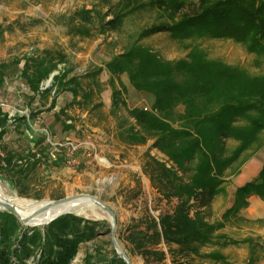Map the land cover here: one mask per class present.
<instances>
[{
  "label": "rangeland",
  "instance_id": "rangeland-1",
  "mask_svg": "<svg viewBox=\"0 0 264 264\" xmlns=\"http://www.w3.org/2000/svg\"><path fill=\"white\" fill-rule=\"evenodd\" d=\"M144 1L150 0L133 2L136 5ZM93 6L103 11L107 8L100 4V0H0V63L5 61L11 64L14 60H21L20 63L7 68L4 84L0 87V102L11 114L17 109L20 114L28 111L32 122L38 125L37 128H45L55 140L73 139L78 145L74 154L80 160L78 164H68L63 161L68 150L58 152L56 158L51 157L47 150L43 164L31 177L28 194H22L10 179L1 174L0 180L6 194L27 199H60L75 193L98 196L115 207V234L132 263L159 264L147 262L142 255L132 252L124 236L128 226L146 212H167L176 203L175 199L164 198L162 193L153 187L148 173V152L161 160H167V156L152 146L153 139H149L145 144H132L120 139V125L134 120L128 115L124 105H121L117 113H113V88L109 83L111 73L107 70L105 62L137 39L139 31L145 26L167 22L168 16L159 8L147 5L130 13L120 30L98 33L99 29L95 23H87L91 31L85 35L77 30V27L83 24L79 20H70V17L82 7L90 9ZM192 9L188 5L185 10ZM140 41L172 62L186 57L190 51L198 50L206 60L219 59L243 69L251 76L255 85L264 86L262 42L217 37L205 31H197L188 38H177L168 31H158ZM45 53L54 55L56 59H59L61 54L65 56L66 60L59 63L58 69L52 74L70 69L71 74L79 76L83 90L92 93L88 101H84L82 94L72 101L73 94L69 95L67 90L61 92L67 95L69 100L64 109L59 105L50 109L49 104L43 102L45 98L42 99L38 94L33 99L34 94L21 75V69L28 56ZM99 67H103L102 71L94 75ZM49 79L42 81V88L50 85L52 80ZM115 79L117 88L120 89L118 98L124 100L126 106H145L148 109L152 108L155 95L136 88L135 80L155 82L162 91L165 104L158 114L174 124L189 114H201L215 109L222 102L221 95L209 98L195 92L191 77L187 73H174L171 78L172 85L165 82L163 76L154 75L145 79L143 76H137L135 70L124 72ZM121 83L124 89H121ZM231 91L235 92L233 88ZM34 132L32 131L34 137L29 136L24 125L15 121L9 127L0 151L45 148V131ZM236 144V140L226 141L228 149ZM262 150L264 147L250 159L248 156L252 153L248 150L244 157L235 162V171L232 172V168L226 172L228 177L225 191L219 193L212 201L208 219L212 222H224V226L216 232L224 233L229 239H236L239 243L209 244L201 247L200 252L203 254L213 250L221 252L225 259L220 260L195 253L168 252L169 246L161 244L167 251L164 264H251L250 241L257 245L255 257L264 254L263 199L257 195L249 198V205L240 211V215L245 219L237 220L232 217L225 220L223 217L225 210L232 205L236 188L258 175L264 158L257 171L249 174L247 172L254 159L260 154L263 155ZM197 208L204 210L201 205ZM78 215L98 220L100 225L96 228L97 235L80 244L77 255L69 264H107L115 249L111 240V221L108 214L101 208L87 205ZM245 238L250 241H244ZM224 240L225 238L221 239ZM173 248H176V245H173ZM87 255L92 256L91 260H88ZM252 264H264V256Z\"/></svg>",
  "mask_w": 264,
  "mask_h": 264
},
{
  "label": "trees",
  "instance_id": "trees-1",
  "mask_svg": "<svg viewBox=\"0 0 264 264\" xmlns=\"http://www.w3.org/2000/svg\"><path fill=\"white\" fill-rule=\"evenodd\" d=\"M133 1L100 0L106 10L96 6L90 9L82 7L70 17V20H79L83 25L77 30L88 35L91 28L87 23H95L98 33L120 30L130 13L147 5L159 8L168 16L167 22L145 26L139 31L137 39L105 62L111 73L109 83L113 88V113L124 105L134 120L120 125V139L132 144H145L153 139L152 146L162 151L167 160L148 152L151 183L164 198L176 200L170 211L158 214L146 212L128 226L124 239L130 250L142 255L147 262L164 264L167 251L161 244L169 246L168 252L172 253H195L215 260L225 259L219 251L203 254L200 249L209 244L239 243L224 233L216 232L224 226V222H212L208 218L212 201L226 189V172L244 157L246 151L251 150L250 159L264 147V86L255 85L243 69L219 59L206 60L198 50L172 62L140 40L158 31H168L177 38H188L197 31H205L217 37L264 43V0H150L136 5ZM188 5L193 9L185 10ZM109 15L112 16L107 18ZM65 60L63 54L59 59L49 53L32 54L26 58L21 69V75L34 94L33 99L36 94L42 99L52 97L50 109L55 106L62 91H71L72 101L80 94L84 101H88L92 94L83 90L79 76L71 74L70 69L58 71L48 87H41L42 81L50 78L59 63ZM20 61L0 63V87L4 84L7 68ZM102 69L99 67L93 74ZM130 70H135L137 76L145 79L154 75L163 76V80L170 85L174 73H187L195 92L209 98L221 95L222 102L215 109L189 114L174 124L158 114L165 104L162 91L153 81L135 80L136 88L155 95L151 109L145 106L128 107L124 100L118 98L120 89L115 77ZM120 86L124 89L122 83ZM25 119L28 121L26 114L19 111L11 114L0 105V146L11 124L15 121L22 124ZM228 139L236 140L237 144L228 149ZM47 150L45 145L42 149L31 147L24 151H0V174L10 179L22 194H28L31 177L43 164ZM252 195L264 200V163L254 179L236 188L232 205L223 213L225 220L232 217L245 219L240 211L249 205ZM198 205L204 210L197 208ZM99 225L98 220L69 212L43 226L30 227L20 222L13 213L0 210V264H69L77 255L80 244L97 235ZM222 238L225 240L221 241ZM243 240L250 241L249 238ZM250 244L252 264L264 254L255 257L257 245L252 241ZM113 254L107 264H126L115 249ZM87 257L88 260L92 258L91 255Z\"/></svg>",
  "mask_w": 264,
  "mask_h": 264
},
{
  "label": "bare ground",
  "instance_id": "bare-ground-1",
  "mask_svg": "<svg viewBox=\"0 0 264 264\" xmlns=\"http://www.w3.org/2000/svg\"><path fill=\"white\" fill-rule=\"evenodd\" d=\"M263 158L264 152L263 155L260 154L256 159H254L253 165H251L247 173L249 174L257 171L258 166L261 164ZM101 160L104 161V159ZM0 193H2L3 197L5 198H2L0 195V209H13L14 212H16L22 218L23 224L27 225H29L30 222H43L44 220L51 218L63 211H71L80 214L83 208H85L87 205H92L102 209L100 203L95 202L94 198L88 196H80L69 199L66 202L54 203L52 202L53 199H27L14 194L9 195L6 194L1 180ZM5 200L11 203L13 208H10ZM27 216H30V218L27 219ZM121 246L123 245L121 244Z\"/></svg>",
  "mask_w": 264,
  "mask_h": 264
},
{
  "label": "water",
  "instance_id": "water-1",
  "mask_svg": "<svg viewBox=\"0 0 264 264\" xmlns=\"http://www.w3.org/2000/svg\"><path fill=\"white\" fill-rule=\"evenodd\" d=\"M53 75L54 74L51 75V77L49 79L50 81L52 80V76ZM0 195H1L2 198H4L2 193H0ZM80 196H88V197L94 198L95 202L101 204L102 209L108 214V216L110 218V221H111V231H112L111 240H112V243L114 245V248H115L118 256L121 257L126 264H133L131 259H130V257H129V255L127 254L126 250L123 248V246H121V242L116 237L115 233H116V228H117V213H116V209H115V207H113V205L104 202L98 196H93V195L88 194V193H79V194L75 193L73 195H68V196H65V197L60 198V199H53L52 202H54V203L66 202L69 199L77 198V197H80ZM5 201H6L7 205L10 206V208H13V205H11V203H9L7 200H5ZM4 211H8V212L13 213L17 217V219L20 222H22V218L16 212H14L13 209L12 210L11 209H5ZM69 212H71V211H63V212H60V213H58L57 215H55V216H53L51 218H48V219L44 220L43 222H40V223H32V222H30L29 225H27V224H25V225L30 226V227H34V226H38V225L43 226L45 224L50 223L53 219L57 218L58 216H60L62 214H65V213H69ZM26 218L29 219L30 216H27Z\"/></svg>",
  "mask_w": 264,
  "mask_h": 264
},
{
  "label": "built area",
  "instance_id": "built-area-1",
  "mask_svg": "<svg viewBox=\"0 0 264 264\" xmlns=\"http://www.w3.org/2000/svg\"><path fill=\"white\" fill-rule=\"evenodd\" d=\"M45 88V87H43ZM0 105H4L2 102H0ZM19 111L18 109L15 110ZM21 112V111H20ZM22 114H26L29 120V112L25 111L22 112ZM10 121H12L10 119ZM32 123L29 124V126L31 127L32 130L34 131H41L44 132L45 131V143L48 146V151L51 155V157L56 158L58 155V152L63 151V150H68L69 152L66 153L63 157V161L66 163H72V164H78L80 163V160L78 159V157L74 154V151L78 149V145L76 144V142L69 138V139H65V140H55L51 135H49L48 131L45 128H37L38 126H34L31 125ZM165 245V244H164Z\"/></svg>",
  "mask_w": 264,
  "mask_h": 264
},
{
  "label": "crops",
  "instance_id": "crops-1",
  "mask_svg": "<svg viewBox=\"0 0 264 264\" xmlns=\"http://www.w3.org/2000/svg\"><path fill=\"white\" fill-rule=\"evenodd\" d=\"M27 84V83H26ZM66 92H69V95H71L70 93H72L71 91H66ZM59 96V97H58ZM57 96V99H56V104H55V106L56 105H59V107H61V108H64L65 107V105H66V102H68L69 100H67V95H65L64 93H61L60 95H58ZM73 96H71V98H72ZM51 96H49V98L48 99H46L45 100V103L48 105H50V101H51ZM7 111V110H6ZM10 113V112H9ZM28 118V117H27ZM37 122V121H36ZM30 123H32L31 125H34V126H38L37 124H35V123H33L32 122V119H29L28 121H27V119H25V120H23L22 121V124L24 125V128H25V131L29 134V136H32L33 135V133H32V131H34V130H32L31 129V127L29 126V124ZM36 132V131H35ZM34 132V133H35ZM32 137H34V136H32ZM262 151H264V150H262ZM241 185V184H240Z\"/></svg>",
  "mask_w": 264,
  "mask_h": 264
}]
</instances>
